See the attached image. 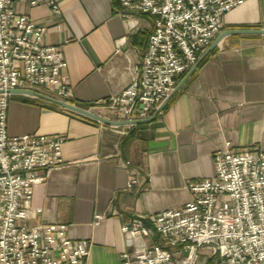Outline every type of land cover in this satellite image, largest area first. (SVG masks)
<instances>
[{
  "label": "crops",
  "instance_id": "crops-1",
  "mask_svg": "<svg viewBox=\"0 0 264 264\" xmlns=\"http://www.w3.org/2000/svg\"><path fill=\"white\" fill-rule=\"evenodd\" d=\"M57 2L59 15L26 0L19 9L45 27L43 45L62 47L72 95L66 103L84 109L122 92L147 49L153 19L127 15L115 0ZM248 29H264V0H247L224 15L222 32ZM202 62L143 124L107 125L12 94L11 136L65 139L63 165L34 188L31 205L42 212L29 225H65L71 239L91 243L89 264H120L121 227L137 215L150 226L153 214L189 202L188 184L213 176L214 152L229 144L264 151V36H227ZM131 177L139 182L128 189Z\"/></svg>",
  "mask_w": 264,
  "mask_h": 264
},
{
  "label": "built area",
  "instance_id": "built-area-1",
  "mask_svg": "<svg viewBox=\"0 0 264 264\" xmlns=\"http://www.w3.org/2000/svg\"><path fill=\"white\" fill-rule=\"evenodd\" d=\"M59 15L57 0H26ZM132 16H149L147 49L130 85L84 110L115 121L150 118L223 30L224 15L247 0H115ZM22 0H0V264H89L91 243L73 240L65 225L29 222L34 188L63 165L62 136H11L12 91L72 99L61 46L43 45L45 27L23 14ZM214 174L191 182L184 206L137 215L121 227L120 264H264V151L230 144L213 154ZM138 180L131 177L127 188ZM97 221L102 219L97 216ZM187 252L184 257L183 253Z\"/></svg>",
  "mask_w": 264,
  "mask_h": 264
},
{
  "label": "water",
  "instance_id": "water-1",
  "mask_svg": "<svg viewBox=\"0 0 264 264\" xmlns=\"http://www.w3.org/2000/svg\"><path fill=\"white\" fill-rule=\"evenodd\" d=\"M235 34H250V35H262L264 36V29H258V30H228V31H224L221 34H219L217 36V38L214 39V41L212 42V44L209 46V48L203 53V55L199 58V60L197 61V63L194 65V67H192L187 74L184 76V78L181 80V82H179L176 87L174 88L172 95H174L182 86L183 84L188 81L187 79L191 76V74L199 67V65L201 64V62L205 59V57L211 53V51H213V49L217 46V44L224 39L227 36L230 35H235ZM12 94H16V95H25V96H29V97H33V98H37L46 101L48 103H51L57 107H60L64 110L73 112L75 114H78L80 116H83L85 118L94 120V121H98L100 123H104L107 125H112V126H121V125H127L128 124H137V123H142L143 122H149L151 120H153L162 110H164L163 108L167 105V103L169 102V100L172 98V95H170L164 103H162V105L155 111V113L148 119H144L142 120H132V121H115V120H111L109 118L88 112L82 108H79L77 106L71 105L69 103H66L64 101L58 100L56 98H53L51 96L42 94L41 92H35V91H31V90H14L11 92ZM187 252H184L183 255L184 257L187 256Z\"/></svg>",
  "mask_w": 264,
  "mask_h": 264
},
{
  "label": "trees",
  "instance_id": "trees-1",
  "mask_svg": "<svg viewBox=\"0 0 264 264\" xmlns=\"http://www.w3.org/2000/svg\"><path fill=\"white\" fill-rule=\"evenodd\" d=\"M202 64H203V62L200 64V67H201ZM181 77H182V76H181ZM207 264H215L214 259L210 258V259L207 261Z\"/></svg>",
  "mask_w": 264,
  "mask_h": 264
}]
</instances>
